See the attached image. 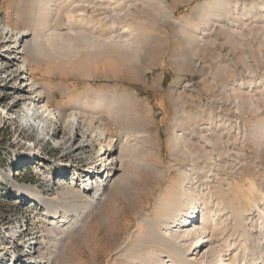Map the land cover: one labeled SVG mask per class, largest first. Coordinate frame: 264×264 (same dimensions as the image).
Masks as SVG:
<instances>
[{
  "label": "rangeland",
  "instance_id": "1",
  "mask_svg": "<svg viewBox=\"0 0 264 264\" xmlns=\"http://www.w3.org/2000/svg\"><path fill=\"white\" fill-rule=\"evenodd\" d=\"M38 94L58 114L44 134L24 124ZM0 128V233L26 229L36 264H130L137 223H160L169 198L189 218L160 233L206 240L191 261L233 264L256 243L248 263L264 259V0H0ZM46 162L70 170L48 181ZM90 169L107 199L55 251L47 210L13 185L82 192Z\"/></svg>",
  "mask_w": 264,
  "mask_h": 264
},
{
  "label": "bare ground",
  "instance_id": "2",
  "mask_svg": "<svg viewBox=\"0 0 264 264\" xmlns=\"http://www.w3.org/2000/svg\"><path fill=\"white\" fill-rule=\"evenodd\" d=\"M24 35L25 33L20 34L18 40H20V38ZM88 39L89 38H87V40ZM73 46L75 45L73 44ZM24 74H26V72L22 67L19 75L17 74L18 75L17 79L18 80L21 79L23 81L25 79ZM29 98L30 99L27 100L28 101L27 109L23 114L24 124L32 131L38 132L40 134H44L45 133L44 130L46 129V127H48L49 122H53L57 118L58 116L57 111L52 107V105L49 103L48 100L44 99V97L42 98V94L41 95L38 94L35 98L32 97ZM68 121L72 124V130L73 128L75 129L79 124V118L75 114L70 115ZM114 147L115 146H113L112 149H114ZM24 155H25L24 158H22L24 161L23 160L21 161V163L23 162L22 164H24V162L34 161L33 159H31V155L29 152H26ZM114 155L115 153L113 154V157L109 161V163H114V162L118 163L117 159L119 157L117 156L115 157ZM15 159L16 161H19L20 157L18 156L16 158L15 156ZM40 164L41 165L38 166L36 169L37 173L39 175H42L48 181L49 180L52 181L55 178L57 179V177L64 178L63 175L68 174L70 170V169L68 170V167L65 164L61 167L57 166L53 168V172H52L51 167L49 164H47V162L46 164H42V163ZM104 168L100 170V172L102 171L100 174L101 176H104L105 174V178L107 179L109 176H111V170L108 168L107 169ZM86 173L93 180H91L90 184L88 185L85 184L83 186L82 192L78 191L79 189L77 190L76 188L73 189L72 187H68V188L66 187V189H63L56 197H49L45 195L43 190L42 189L40 190L39 187L36 185H31L27 183L20 184L22 186L16 185L17 187L13 185V188L15 190L13 192L14 193L13 196H16L18 199H20V201H22L23 204H25L24 202L26 201L28 206L30 204L37 203L36 205L40 206L41 208L43 207L47 210L46 211L47 217H49L52 220L51 221L52 225L58 230V235L54 237V242H53L55 251L58 249L60 251V247H61L60 245L66 236L70 235L77 229L84 226L86 214H89L90 211L96 206V204L101 203L107 199V195H106L107 184L105 183V180H100L96 178L95 176L97 172L91 169L90 171L89 170L86 171ZM77 179H78V185H80L79 184L81 181L80 176ZM25 193L28 194L25 195ZM177 204L178 202L177 201L174 202V199L171 198H169L167 201H164L161 205L159 204L160 205L159 210L162 217V221L160 223L158 222L159 224L157 223V225L159 226L155 225L151 221V219H149V221L148 220L145 221L144 217L137 223L136 226L137 230L133 234L132 238L129 240L130 244L133 245L134 247L132 250L128 252L126 258L128 259V261H130V264H137V263L138 264H209L210 261L208 260L205 263H195L193 262V260L191 261L190 259H188L189 255H191L194 252V250L198 251V249L202 248L206 242V240L203 241V239H201L203 237L201 236V233L198 229L194 230V232L188 233V237H190V239L194 236L192 239H196V240L194 242L193 241L189 242L188 245H186L187 244L186 243L185 244L186 246L183 244L184 247L179 245L180 243H182V241L183 242L185 241V239H183L181 236L175 238V241L173 242L172 241L173 238H170V236L168 237L160 233L161 230V229L159 230L160 227L164 229L162 227L164 226L166 227V230H168V228L170 227L169 224L176 223V225H179L182 222H184V218L189 215V212L183 214L182 213L183 209L180 206L177 207L176 206ZM30 208H31L30 211L33 212L32 209L34 207H30ZM261 214H263V212ZM28 218L24 220L23 223L24 227L28 226L26 225ZM187 218H189V216ZM21 227L9 226L2 228L3 233H0V238L2 237L1 241H4L6 243V246L3 247L4 249L2 248L3 251L0 252V256H1L0 258L7 259L8 261H10V264H36L34 263L33 257L31 256L32 252L30 251V249L32 248L30 247V245H28V243L27 244L25 243L26 247L24 245H21L22 242L21 236L26 231V229H22ZM251 240H249V242ZM256 244H254L255 248L253 245H252L253 247L251 246L252 247L251 250L253 252L259 250V248L258 249L256 248ZM24 248H26V250ZM21 249H22V253L19 252ZM248 251L249 254L245 253L247 256L245 255L242 256V260L244 261V264H249L248 262L253 263L259 258L256 257L258 253L254 255L255 253L250 251V249ZM20 255H25V256L21 257ZM232 259H234L233 264H238L239 261H242L239 260V257H237L236 255ZM262 261H264V259ZM262 261L260 264H264V262Z\"/></svg>",
  "mask_w": 264,
  "mask_h": 264
},
{
  "label": "trees",
  "instance_id": "3",
  "mask_svg": "<svg viewBox=\"0 0 264 264\" xmlns=\"http://www.w3.org/2000/svg\"><path fill=\"white\" fill-rule=\"evenodd\" d=\"M6 134V132H4L2 130V128H0V140H3V136Z\"/></svg>",
  "mask_w": 264,
  "mask_h": 264
}]
</instances>
